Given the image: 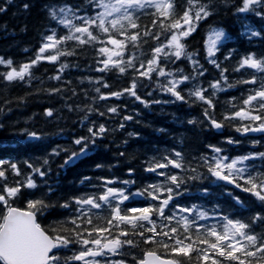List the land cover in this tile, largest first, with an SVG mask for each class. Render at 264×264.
<instances>
[{
    "label": "snow or ice",
    "instance_id": "snow-or-ice-1",
    "mask_svg": "<svg viewBox=\"0 0 264 264\" xmlns=\"http://www.w3.org/2000/svg\"><path fill=\"white\" fill-rule=\"evenodd\" d=\"M10 3L11 0H8ZM88 11L94 14L77 15L79 7L73 8L64 5L59 8L49 7L50 17L68 29L66 35L57 38L55 30L52 34L44 37V43L38 49L34 59L18 67L13 66L11 59L0 57V65L10 70L0 73L7 81H25L32 78L31 69L41 60L56 62L60 56L73 55V51L59 49L58 46L67 41H75L78 45L96 46L97 53L104 59H97V64L102 65L95 70L101 73L115 70L119 75L132 72L128 87L117 91L103 93L101 87L109 88L110 85L103 77L96 80L94 91L99 95L98 100H107L112 97L120 99L125 94L134 97L137 101L149 107L151 104H167L177 101L183 103H195L197 101L207 105L204 109V117L209 126L217 130L225 127V122L240 120L239 125H234L235 130L241 134L264 133V57L257 58L254 53L242 57L234 71L240 72L248 68L254 70L250 79H240L233 83L228 82L224 76L226 68H221L220 63L214 58L218 45L225 39L223 29H213L208 36L206 45V59L216 68L220 69L221 80L208 82V87H203L199 77L204 75L203 65L196 57L198 53L188 52L187 45L183 42L199 25L213 14L208 3L202 0H185L183 11H177L176 0H87ZM25 8L29 5L25 4ZM264 8V0H242V6L237 11L240 13L256 12L264 16V12H258L257 8ZM153 9L152 12H147ZM5 11L0 7V12ZM143 11L153 17L151 28L141 25L137 12ZM79 20L80 23H75ZM151 29H158L153 32ZM165 35L167 42L161 41L156 44L149 53L142 50V44L147 43L144 37H151L160 41L161 35ZM251 35L260 33L251 31ZM131 45L133 51L125 59V53ZM52 50L48 56L43 54ZM138 50V51H137ZM147 55V59L141 57ZM184 59L192 64V72L184 74V69L176 68L175 71L168 69L169 64H175L177 60ZM231 53L225 57L230 59ZM67 64H61L59 71L62 73ZM153 73L158 78H165L163 82L153 79ZM144 78L154 83L161 92L174 97L173 100L154 99L146 101L137 94V86L140 79ZM52 79L60 80L56 75ZM221 81L228 87L236 84L257 85L250 89L249 94L239 106L229 101L228 103L235 111L225 112L223 119L217 121L214 115V99L217 92L225 89ZM190 88H181V85ZM145 87V85H142ZM214 91L208 93V89ZM59 92L61 89L50 90ZM186 92V95L184 94ZM147 95L151 96L152 92ZM194 98V99H193ZM235 100V98H233ZM89 112L94 109L89 108ZM98 111V110H95ZM111 113H118V107H109ZM46 115L52 116L51 110ZM104 116V112H99ZM87 119V116H85ZM123 121L132 120L133 116L125 115ZM247 122V123H245ZM188 123L195 124L197 121L189 120ZM125 125L122 122L120 127ZM88 135L74 139L75 145L81 146L77 151L71 149H53L50 155L59 156L61 151L69 152L61 167L70 166L77 160L89 154L96 146L97 139H103L104 134L109 131L104 124L93 125L87 129ZM163 131V129H161ZM131 135V134H130ZM30 140H39L41 137L36 132H27ZM228 144H239L229 138ZM259 143V141H255ZM213 155H202L198 162L193 165L185 162L184 153L173 151L171 154L161 158L153 157L147 162L145 171L155 173L162 179L150 183L135 191L131 190L134 180H124L119 183L128 185L127 188L112 187L117 184L113 179H102L99 186L100 192L85 193L75 196L59 204L60 208L69 209L70 214L64 221H58L49 227H42L37 222V217L42 216L49 208L55 207L42 196L39 199L28 200L25 210L14 207L11 203L22 191V189H37L40 184L33 177L43 178L51 171L49 160H42V164H33L25 161L31 172L25 174L22 180L12 184H0V262L2 264H127L124 259H112V257L125 256L123 252L127 246H136L133 239H122L128 237L131 232L134 236L143 238L145 244L158 245L168 253L162 258L154 250L147 251L145 258L133 259L136 264H183L176 257L189 258L188 264H260L264 261V232L257 231L258 225H264V212H256L248 221L223 216L222 224L200 223L215 218L209 216L207 210L201 206H182L174 201L185 194V187L189 182L214 177L213 181H223L234 185L243 192L251 193L264 205V171L256 169L249 161L260 160L264 162V152H254L237 157H229L226 150L216 145H208ZM124 155V153H121ZM8 167L5 168L4 165ZM48 166V167H45ZM97 168L103 165L97 164ZM179 169L188 175H179L168 169ZM206 169V174L200 169ZM20 176L21 171L16 163L0 160V182L8 180V171ZM130 174L132 170H129ZM92 177L85 176L80 183L91 181ZM42 184L46 181L41 180ZM97 187V185H92ZM54 191L49 185L48 192ZM207 191V189H205ZM47 195V194H46ZM148 201L143 206H130L125 202L136 199ZM236 202L243 205L239 197L234 198ZM155 202V203H153ZM75 205V207H73ZM96 210V211H94ZM153 216L156 218L153 219ZM70 225V226H69ZM138 229V230H137ZM78 245L73 251L72 246ZM62 250H68L70 255L62 254ZM195 253V256H193ZM258 254H260L258 256ZM100 259H97V258Z\"/></svg>",
    "mask_w": 264,
    "mask_h": 264
},
{
    "label": "trees",
    "instance_id": "trees-1",
    "mask_svg": "<svg viewBox=\"0 0 264 264\" xmlns=\"http://www.w3.org/2000/svg\"><path fill=\"white\" fill-rule=\"evenodd\" d=\"M202 2L209 4L213 14L206 20L200 21L196 31L183 41L187 45L188 52L198 53L196 58L205 70L204 75L198 78L199 82L207 88L209 81L221 80L220 69L205 58L208 36L213 29H223L226 34L225 39L218 45L219 51L214 58L220 63L221 68L227 69L224 76L228 78V82L235 84L240 79H250L254 70L245 68L236 72L234 68L242 57L250 53H254L257 58L264 57V16L252 11L238 12L237 9L242 6V0H202ZM25 4L29 7L25 8ZM176 4L177 11L182 12L185 0H176ZM64 5H69L74 9L79 7L77 15L94 14L88 11L87 0H11L10 3L8 0H0V7L5 9L0 12V57L11 59L13 66L18 67L35 58L38 49L44 43V37L52 34L53 30L57 38L66 35L68 29L53 20L48 12L49 7L59 8ZM152 11L154 10H147L149 13ZM257 11L264 12V8L258 7ZM137 15L141 25L151 28L153 20L151 15L143 11L137 12ZM75 23L79 24L80 21L76 20ZM151 30L156 32L158 29ZM251 31L258 32L260 35L253 36ZM144 40L147 41L142 44V50L145 53H149L161 41L167 42L164 34L161 35L160 41L151 37H144ZM97 47L99 45H78L75 41H67L58 48L74 50V54L60 56L56 62L41 60L31 69V79L26 77L25 81L9 82L0 76V160L16 163L21 171V175L16 176L9 170L8 180L0 184H12L30 173L31 169L26 167L25 161L42 164L43 159L49 160L48 166L51 171L48 175L43 178L33 177L40 187L22 189L21 193L11 201L14 207L22 210L26 209L28 200L39 199L42 196H46L48 200L56 204L55 207L45 211L42 216H38V223L42 227L52 226L69 216L70 210L60 208L59 204L85 193L100 192L101 178L116 180L117 184L109 186L121 188L129 186L119 183L120 181L134 180L135 184L131 185L132 191L158 182L162 179L161 177L145 171L147 162L153 157L161 158L173 151H181L184 153L185 162L195 165L200 156L213 155L208 147L210 144L225 149L229 157L264 152V133L241 134L237 132L234 125L241 123L238 119L225 122L222 130L212 128L204 117V109L207 105L199 101L195 103L180 101L167 104L150 103L149 107H145L144 104L127 94L120 99L115 97L107 100L96 99L99 94L94 89L101 87L100 84L95 83L96 80L103 77L110 87H101V92L109 93L128 87L132 75L131 71L124 75H119L115 70L105 73L96 71L97 67L102 66L97 64V59L105 58L97 53ZM131 51L133 49L129 45L125 59ZM51 53L52 50H47L43 55L48 56ZM229 53H231V58L225 59ZM141 58L147 59L148 56ZM61 64L68 65L62 73L59 71ZM176 68L184 69V74L192 72V64L183 58L177 60L175 64L168 65V69L173 71ZM9 70L4 65H0V73ZM56 75H60L61 79H52ZM152 75L154 80L159 79L163 82L165 79L156 77L155 73ZM256 75L264 74L257 73ZM221 86L225 90L217 92L214 99V115L217 121L223 119L225 112L236 110L230 106L229 101L239 106L249 94V90L257 87L251 84H236L235 87H228L222 81ZM185 87L190 88L191 84L181 85V88ZM56 88L61 91H50ZM136 91L142 99L149 102L154 99L161 101L174 99L144 78L140 79ZM213 91L209 88L205 95ZM148 92H152V95H147ZM184 94L186 95V92ZM113 106L118 107V113L108 111V108ZM89 108L94 111L89 112ZM48 110L52 111V116L46 115ZM99 112H104L105 115L100 116ZM125 115H131L133 119L123 121L122 118ZM189 120H195L197 123L190 124ZM122 122L125 125L123 128L120 127ZM93 123L95 125L104 124L109 131L104 134L103 139H97L96 146L89 151L87 156L70 166L61 167L69 152L61 151L59 156H52L50 153L57 148L77 151L81 146L75 145L74 139L88 135L87 129ZM27 132H36L41 138L30 140ZM229 138L240 141V143L228 144L226 141ZM247 163L254 164L256 169L264 171V162L260 160ZM97 164L103 167L97 168ZM4 167L7 168L8 165L5 164ZM168 171L188 175V173L180 172L179 169L170 168ZM200 171L206 174V169L201 168ZM85 176L92 177V180L81 184L80 181ZM41 180L47 183L42 184ZM214 180V177L209 176L207 179L189 182L185 186L187 188L185 194L174 203L186 207L199 205L202 210L208 211L209 216H213L214 210L215 218L200 221L202 224H222L223 220L220 218L223 216L248 221L256 212H264V205L251 193L243 192L234 186L229 187L222 181L214 183ZM49 185L54 187L51 193L48 192ZM92 185H97V187L94 188ZM235 197H239L244 202L243 205L238 204ZM147 203L148 201L142 198L125 202L130 206H143ZM3 211L0 207V213ZM155 218L153 216V219ZM256 230L264 232V225H258ZM122 239H133L136 246L125 247L122 251L127 255L112 257L114 260L124 259L127 264H136L133 257L143 259L146 252L150 250L156 251L162 257L168 255L165 249L158 245L145 244L143 238L134 236L131 232L128 237H122ZM77 248L78 245L72 246L73 251ZM62 254L70 255L71 252L62 250ZM176 259L181 260L183 264H188L189 260L185 257H176ZM192 264H195V261ZM253 264H256L255 260ZM260 264H264V261Z\"/></svg>",
    "mask_w": 264,
    "mask_h": 264
},
{
    "label": "water",
    "instance_id": "water-1",
    "mask_svg": "<svg viewBox=\"0 0 264 264\" xmlns=\"http://www.w3.org/2000/svg\"><path fill=\"white\" fill-rule=\"evenodd\" d=\"M223 182V181H222ZM223 183H225L226 185H228L229 187H233L234 185H231V184H227L226 182H223ZM20 209V208H19ZM22 210V209H21ZM37 222H38V218H37ZM157 253V252H156ZM158 254V253H157ZM159 255V254H158ZM161 256V255H160ZM162 257V256H161ZM144 258H145V256H144ZM162 258H164V257H162Z\"/></svg>",
    "mask_w": 264,
    "mask_h": 264
}]
</instances>
